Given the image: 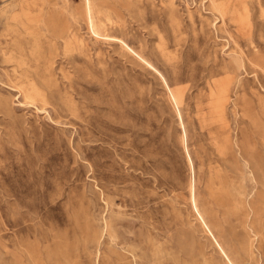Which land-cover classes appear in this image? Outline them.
Segmentation results:
<instances>
[{
	"label": "rangeland",
	"instance_id": "374dc122",
	"mask_svg": "<svg viewBox=\"0 0 264 264\" xmlns=\"http://www.w3.org/2000/svg\"><path fill=\"white\" fill-rule=\"evenodd\" d=\"M0 264H264V0H0Z\"/></svg>",
	"mask_w": 264,
	"mask_h": 264
}]
</instances>
